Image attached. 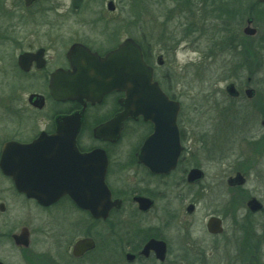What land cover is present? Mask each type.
<instances>
[{"label":"flooded vegetation","instance_id":"obj_1","mask_svg":"<svg viewBox=\"0 0 264 264\" xmlns=\"http://www.w3.org/2000/svg\"><path fill=\"white\" fill-rule=\"evenodd\" d=\"M92 1L95 0H0V264H180L181 261L186 264H210V259H220L218 252H222L220 257L224 261L220 264H264V225H258L259 222L255 223L254 220L263 211L262 204L252 196H245L242 186L246 178L238 171L233 176L230 172L223 171L222 176L218 178L219 183H216L215 176L210 186L202 184L205 173L197 163V155L189 150L187 145L190 141L187 139L194 136V130L190 119L187 118L189 113L185 114L179 101L176 127L180 152L175 167L168 173H152L137 159L141 145L154 131L150 122L142 117L125 119L119 138L115 142L94 136L96 128L122 112L119 100L123 98V92L112 91L103 96L99 103L83 102V105L77 101L57 100L52 96L53 77L59 73L73 75L74 63L78 61L79 54L87 50L103 59L123 41L132 39L140 47L144 62L151 67L154 81H157L170 99L177 101L165 91L157 75V69L163 64V57L170 59L175 56L176 46L181 43H169L167 36L165 37L167 31L164 32L163 42L157 49H152V45L137 41L131 36L119 40L115 34L117 29L113 33L110 29L105 40L97 44L93 40L78 39L64 45L62 42L57 46L52 40L41 41L38 38H46L52 31L62 30L64 23H56L55 20L63 21L69 15H79L82 9L92 5ZM107 1V12L114 13V1ZM245 2L246 0H201L198 3L196 0H174L173 10H176V14H181L180 18L177 17V26H185L182 29L185 32L180 38L189 46L191 43L194 45L203 34L200 32L197 35L196 30L197 17L202 15L197 12L200 10L199 4H205L204 16L210 18L219 17L216 16V11L225 9L228 12L225 13V18L219 20L222 26L218 30H222V33L226 29L228 31L220 35L222 39H217L214 45L219 53L227 51L223 48L224 45L241 49L232 60L237 64V74H240L244 71L246 42L239 38L238 34L229 33L226 24L229 22L228 15L231 18L241 17V22L244 23ZM109 3L113 4V10L108 9ZM257 6L262 8L258 11H264L263 4L258 3ZM259 14L261 18L258 23H264V12ZM252 15L253 13L248 16L246 25L252 26L256 22L255 15ZM11 16L13 23H5L8 19L10 21ZM245 27L241 34L246 37ZM251 29L254 30V36H249L254 38L257 30L254 27ZM10 31L12 35L9 34ZM5 32L8 33L5 35ZM262 33L255 43L251 41L254 46L253 56L250 58L252 63L261 59L258 47L264 43V31ZM239 64H243V68ZM166 74L161 73V77H168ZM247 79L248 82L251 81V77ZM246 88L243 90L244 96ZM225 91L227 93V88ZM234 92V95L227 93L229 99L238 101L243 98L235 84ZM254 96L255 91L252 89V97L246 98L252 100ZM207 106L212 107L211 103ZM225 106L233 107L228 103ZM256 106L258 107L257 104ZM232 107L229 108L230 114L235 115L237 110ZM197 108H191L194 115L197 114ZM251 110L242 108L241 117L248 116V112L251 116ZM75 113H81V122L70 142L71 136L63 135L59 124ZM242 120L247 121L245 118ZM229 121L225 120L223 113L221 122L210 131L215 130L211 138L206 134L199 137L202 140L205 137L211 139V143L224 144L225 135L228 134V129H231V125L226 126ZM263 121L261 125L264 126ZM137 127L143 129V136L131 153L122 156L126 152L114 149L124 136L132 135ZM243 131L246 132V129ZM243 131L239 130L245 134ZM217 134L222 136L217 138ZM244 136L254 137L246 134ZM249 138L248 141L252 140ZM95 149L104 152L106 169L103 182L109 191L111 202L116 203L104 217H96L90 210L79 207L68 193L41 203V199L38 200L22 191L39 187L52 193L67 187L78 189V195L81 197L85 190L82 157ZM222 153L220 152L219 157L224 159ZM192 170L200 171L201 175L194 181H188ZM237 179H241L242 183L237 182ZM223 182L225 189L219 196L215 189L219 184L223 187ZM197 188L208 194L211 204L221 197L224 200L215 207L221 206L222 212L227 209L226 214L222 213L225 216L215 212L208 216L205 222L208 238L211 242L221 240V247L215 242L203 246L193 240L187 235L190 231L182 228L181 222L178 223L179 215L176 216V228L179 226L180 231H185V236L179 234V241L175 242L168 241L165 237L168 220L173 215L166 210L167 205L171 201L179 200L183 194L182 190H185L186 196L191 189ZM190 194L195 196V193ZM252 199L261 205L257 212H252L248 207ZM239 201H242L240 207L237 205ZM88 202L96 203V200ZM190 206L192 210L188 211ZM194 210L193 204L185 208L186 214L189 215L193 214ZM152 218L160 219L161 223L152 224ZM210 218L220 220V233L211 234L207 231ZM227 222L233 223L232 231L237 233L238 237L227 238L230 234L224 229ZM238 228L240 231L235 232ZM84 240H89L92 246L75 254L76 244ZM151 241L164 244L162 258L159 245H150ZM213 250L215 252L212 255Z\"/></svg>","mask_w":264,"mask_h":264},{"label":"rangeland","instance_id":"obj_2","mask_svg":"<svg viewBox=\"0 0 264 264\" xmlns=\"http://www.w3.org/2000/svg\"><path fill=\"white\" fill-rule=\"evenodd\" d=\"M113 1L115 5L114 13L109 14L107 12V0H95L92 1V5H89L87 9H82L79 15H69V17L63 21L60 19L55 20L54 22L56 23H64L62 30L52 31V34L46 36V38H38L41 41L52 40L57 46L61 45L62 42L64 45L65 43L78 39L93 40L97 44L105 40L110 29L112 33L117 29L115 34L119 40L131 36L137 41H143L152 45V49H157V47L161 45L160 43L163 42V34L165 31L168 32L165 37L167 36V41L169 43L173 42L174 44L180 41L181 43L176 46L175 56L170 59L163 57V64L157 69V75L158 81L162 84L165 91L173 95L177 101L183 105L186 115L189 113L187 118L191 121L190 124L192 130H194V136L191 139V136H189L187 141H190L187 142V145L189 150L195 152V155H197V163L205 173V179L202 184L204 186H210L209 184L215 176L216 183H219L218 178L222 176L223 171L230 172L231 176H233L236 171L242 173L246 178V182L242 186L245 196L256 198L263 206V211L254 218L256 221L255 223L259 222L258 225H264V126L261 125V121L264 120L263 50L260 49V63L254 62L256 66H252L251 69H248L244 64V71L237 74V64L234 61L232 62V60L235 55L241 52V49L237 50L236 48L224 45L223 48L228 52L219 53L214 45L217 39H222L220 35L226 34L228 31L226 29L225 32L222 33V30H218L222 26L219 20L225 18V13L228 12L225 9L220 8L219 11H216V16L219 15V17L210 18L204 16L206 13L204 11V9H206L204 7L205 4H199L198 9L200 10L197 12L202 15L197 17L196 24L198 28L196 30L197 35H199L200 32H203V34L196 40L194 45L191 43L192 46H187L180 38L181 34L185 32L182 30L185 26L181 28L177 26V17L180 18L181 14H176V10H173L174 0ZM197 1L199 3L201 0H196V2ZM202 1L208 2L209 0ZM256 4L258 3H254L251 0H246L244 3L246 14L244 15L245 20L243 24L240 19L241 17L231 18L230 15H228L229 22L226 24L230 30L229 33L238 34L239 38L244 39L246 43L249 42L251 46V41L255 43V41L263 35L262 32L264 31V23H258V19L261 18L259 12L264 11H258L262 8ZM252 13V16L255 15L254 19L256 22L253 23L252 26L250 24L246 25L245 21ZM199 18H201L200 21ZM12 19L13 17L10 21L8 19L5 23H13L14 19ZM128 23L133 26L128 27ZM245 26L256 28L257 33L254 38H251L249 35H246V37H249L246 38L241 34ZM7 33L8 32H5L4 34L6 35ZM9 34L12 35V31H10ZM251 36H254V34ZM241 41L244 42L243 40ZM253 47L254 46H252V49ZM257 58H259V56ZM239 66L243 68V64H239ZM250 71L252 72V76H250L251 81L248 82L247 78ZM161 73H167L166 75H168V77H161ZM231 83H234L236 88L242 93L243 98L241 100L233 101L229 99L225 88ZM246 87L255 91V96L252 100H248L243 94V90ZM207 102H210L212 107L207 106ZM227 103L233 105V107L229 106L227 110L232 107L237 111L235 118L226 124L227 127L231 125L229 126L231 129H228V134L225 135L226 138H224V140H226L224 144L221 145V143L218 142L211 143L209 142L211 139H207L206 137L202 140L199 135L206 134L211 138V134L215 133V130L212 131L213 133L210 131L213 127H217L218 122H221L224 106ZM256 104L258 107H255ZM196 106L198 110L197 114L194 115V111H192L191 108H196ZM241 108L248 110L252 109L251 116L248 112V116L246 115L244 117L247 119L246 122L241 119ZM226 112L225 114H227ZM244 129H246V132L243 131ZM142 130L143 129L138 127L135 128L132 135L124 136L114 150L119 152L123 151V153L126 152V154L122 156L131 153L143 136ZM239 130L243 131L248 136L254 135V137H248L252 139L248 141V138L244 136L245 134L240 133ZM85 133L87 134V132ZM218 135L219 134L216 136ZM221 136L222 134L217 138ZM260 140L261 144L259 143ZM220 141L222 142V140ZM126 144L127 146H125ZM220 152H223L224 159L219 157ZM211 156L212 158H210ZM199 189L200 188L191 189V192L193 194L195 193L193 197L190 194L191 192H187L185 196V190H182L183 194L180 199L185 198V200L182 201L179 199L177 201H171L170 204L167 205L168 208L166 207V210L170 211V214L173 215L170 220H168V229L164 232L165 237L168 241L175 242L179 241V238H177L179 234L185 236V231H180L178 225V228H176V216L179 215L178 223L181 222L182 228L190 231V234L187 233V235H190L193 240H196L203 246H208L211 245L212 242H215L221 247V240L211 242L208 238L205 231V222L208 216L213 213L218 212L220 215H224L228 210L224 209V212H222L223 208H221V206L218 208L215 207L221 204V202H224L222 197L216 200L214 204H211L208 194L202 193ZM223 189H225L224 182L223 187L219 184L215 192L217 195L220 194L219 196H221ZM242 201L238 202L237 205L239 207ZM189 204L195 205V210L193 214L190 215L185 212V208ZM167 215L168 214H166V217L168 218ZM152 219L153 220L150 221L152 224L158 225L161 223V220L158 218ZM232 225V222H227L224 225L225 231L230 232L227 238L230 237L231 239L233 237H238L237 233H233L232 230H234V227ZM239 231L240 229L238 228L235 232ZM231 245L236 244L231 243ZM214 252V250L213 253L211 252L212 255ZM220 255H222V252H218L219 257L215 255V257L220 259L216 260L213 258L208 262L210 264L223 263L224 261L221 260ZM181 263L183 262L181 261Z\"/></svg>","mask_w":264,"mask_h":264},{"label":"water","instance_id":"obj_3","mask_svg":"<svg viewBox=\"0 0 264 264\" xmlns=\"http://www.w3.org/2000/svg\"><path fill=\"white\" fill-rule=\"evenodd\" d=\"M264 4V0H257ZM113 10V4L107 5ZM245 33L253 35L254 30L246 27ZM75 64L73 75L57 74L52 79V96L57 100L77 101L91 104L99 103L103 96L112 92L120 91L124 97L119 100L122 112L116 115L111 121L103 124L94 130V136L98 139L115 142L119 138L122 123L127 118L136 119L141 116L145 121L153 125V133L145 139L139 152L138 162L147 167L152 173H168L175 167L180 152L179 136L176 127V118L179 110L178 103L169 100L161 91L157 82L153 81L151 67L143 61L140 47L132 40L123 41L117 49L108 53L103 59L89 51L79 54ZM227 93L234 95V86H227ZM248 98L252 97V90H245ZM81 122V113H75L64 119L59 128L63 135L71 136L72 142ZM264 124V121H263ZM62 134V133H61ZM82 169L85 178L84 195L79 197L78 189H67V187L54 190L50 193L48 189L34 187L30 190H22L31 197L48 202L56 199L62 194L68 193L81 208L88 209L94 216H105L107 211L116 203L111 202L110 194L104 185L103 178L106 169L104 152L96 149L82 157ZM201 172L192 170L189 173L188 181L198 179ZM237 182L242 183L241 179ZM88 200H96L88 202ZM119 204L117 203V206ZM252 212L260 210L261 205L255 199L248 203ZM192 207L188 208L191 211ZM221 222L217 218H210L207 222V231L217 234L222 231ZM158 244L160 257L164 255V244ZM89 240L79 241L74 253L91 247Z\"/></svg>","mask_w":264,"mask_h":264},{"label":"trees","instance_id":"obj_4","mask_svg":"<svg viewBox=\"0 0 264 264\" xmlns=\"http://www.w3.org/2000/svg\"><path fill=\"white\" fill-rule=\"evenodd\" d=\"M254 3H256V2H254ZM256 5H258V4H256ZM250 46V47H249ZM259 49H261V50H263V52H264V43L262 42L260 45H259V47H258ZM245 51H246V55H245V65L247 66V68L248 69H251L252 68V66L254 65V63H252L251 62V60H250V58L253 56V49H252V46L250 45V43L248 42V43H246L245 44ZM261 61H259L258 63H260ZM252 63V64H251ZM256 63V62H255ZM250 68H249V67ZM252 74V72L250 71V73L248 74L249 76L248 77H250V76H252L251 75ZM208 101V100H207ZM207 103H209L210 104V102H207ZM225 107H228V106H224V114H225V112H226V110H227V108H225ZM240 110H242V108L240 109ZM230 111L231 110H227V114H225V120H233L234 118H235V115H232V114H230ZM223 113V112H222ZM241 119H243V118H241ZM229 121V122H230ZM261 141H259V143H260ZM261 144V143H260Z\"/></svg>","mask_w":264,"mask_h":264}]
</instances>
